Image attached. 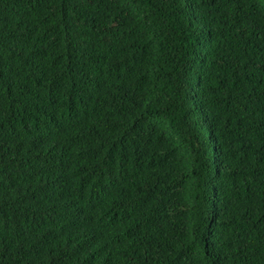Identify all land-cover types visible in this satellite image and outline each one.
I'll list each match as a JSON object with an SVG mask.
<instances>
[{
  "label": "trees",
  "instance_id": "1",
  "mask_svg": "<svg viewBox=\"0 0 264 264\" xmlns=\"http://www.w3.org/2000/svg\"><path fill=\"white\" fill-rule=\"evenodd\" d=\"M0 264H264V0H0Z\"/></svg>",
  "mask_w": 264,
  "mask_h": 264
}]
</instances>
